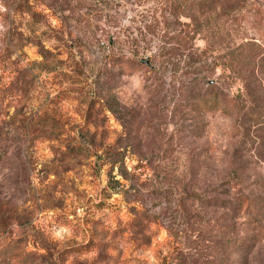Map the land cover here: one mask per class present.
Returning <instances> with one entry per match:
<instances>
[{"label": "rangeland", "instance_id": "1", "mask_svg": "<svg viewBox=\"0 0 264 264\" xmlns=\"http://www.w3.org/2000/svg\"><path fill=\"white\" fill-rule=\"evenodd\" d=\"M177 3L0 0V264H264V0ZM183 30L258 119L145 64Z\"/></svg>", "mask_w": 264, "mask_h": 264}, {"label": "trees", "instance_id": "2", "mask_svg": "<svg viewBox=\"0 0 264 264\" xmlns=\"http://www.w3.org/2000/svg\"><path fill=\"white\" fill-rule=\"evenodd\" d=\"M178 3L175 10H185V0H177ZM173 6V4L171 5ZM179 11V12H183ZM176 12V11H175ZM178 12V13H179ZM168 38V40H164ZM195 33L192 35L186 31H179L177 34L174 33L172 36L161 35V41L157 45V49L153 55L149 57L150 60L145 61L152 71H157L159 76H162V69L166 72L169 70L171 76L178 71L180 63H183V67L194 68V77L186 81L183 88H187L189 91L195 93V100L200 112H214L220 113L224 116L230 117L233 113L240 114L244 118H251L253 120L258 119L257 113L254 110H246V106L243 103V91L237 89L227 94L220 86V81L215 80L212 76L217 67V63H213L209 56L208 48L199 51L198 49H189L186 47L187 41L194 40ZM169 40H175L172 43ZM170 42L171 45H167ZM135 63L133 61H123L121 67L130 72ZM224 70L231 71L236 79H238V69L234 65H224ZM237 76V77H236ZM232 77V76H231ZM231 94V95H230ZM230 95V96H229ZM229 97H232V101H229ZM194 98V97H193ZM229 101V103H228ZM233 179L240 181L239 177H233ZM229 183H231L229 181ZM234 202L244 206L247 210H257L259 208L258 201L254 198L232 196Z\"/></svg>", "mask_w": 264, "mask_h": 264}]
</instances>
